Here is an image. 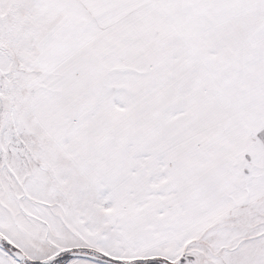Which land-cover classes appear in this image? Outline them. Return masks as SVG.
I'll list each match as a JSON object with an SVG mask.
<instances>
[{"label":"rangeland","instance_id":"obj_1","mask_svg":"<svg viewBox=\"0 0 264 264\" xmlns=\"http://www.w3.org/2000/svg\"><path fill=\"white\" fill-rule=\"evenodd\" d=\"M31 1L0 0V235L11 249L26 256L28 264H109L70 257L72 251L120 263L167 262L104 255L123 248L115 239L103 241V232L111 233V227L103 225L108 223L103 221L107 211L103 194L82 177H75L72 186L66 154L41 138L32 107L40 78L60 69L64 88L59 83L58 90L51 88V92L60 97L66 93L65 104L73 109L80 98L87 100L92 92L89 86H101L92 77L88 82L69 79L73 72H89L85 58L93 53L81 46L96 33L86 12L74 1L62 0L40 23L38 10L32 16L24 14ZM178 12L174 33L166 32L162 19L158 33L152 31L154 26H144L148 30L136 42L139 51L135 48L133 55L142 63L141 69L129 67L133 80L113 85L125 93L119 112L112 107L109 116L104 114L102 121L94 123L97 128L77 122V138L84 136L92 143L91 153L157 152L182 157L185 152L238 148L243 138H248V146L264 143V48L228 47L237 40L238 29L253 25L261 29L264 24L259 18L252 19L253 25L245 23L247 18H216L213 6L204 11L192 5L185 17L177 16ZM56 21L60 27H55ZM39 24L59 29L39 32ZM219 28L223 32L214 33ZM122 43L128 47L108 51L117 56L133 51L130 42ZM94 63L93 70L99 72L101 65ZM18 148L22 149L19 157ZM252 151L257 156L255 168L262 170L264 160L257 148ZM55 154L62 160L55 162ZM14 158L21 166L18 171L10 167ZM56 163L63 175L59 186ZM228 216L234 224L193 239L170 264H264V194L230 210ZM8 249L0 243V264H20ZM59 255L64 257L56 260Z\"/></svg>","mask_w":264,"mask_h":264},{"label":"crops","instance_id":"obj_2","mask_svg":"<svg viewBox=\"0 0 264 264\" xmlns=\"http://www.w3.org/2000/svg\"><path fill=\"white\" fill-rule=\"evenodd\" d=\"M59 1L62 0H33L24 9V14L32 16L38 10L39 22L41 19L45 21L46 17L51 16V12H48L51 6L60 7ZM67 1H74L86 12L96 33L81 46V50L89 49L90 54L93 53L91 58H85L88 59L89 72H80L79 75L73 72L69 79L78 77L88 82L94 78L101 88L86 85L92 92H89L87 100L80 98L78 107L73 109L66 105V93L60 97L51 92V88L58 90L66 81L63 75H59L60 69L40 78L32 100L38 132L44 135L41 138L46 143L55 145L61 155L66 154L65 158L71 166L72 186L75 177H82L87 185L98 188L106 199L107 203L102 198L103 208L107 210L103 221L108 223L103 225H109L111 233L103 232V241L115 239L122 243L123 251L118 248L119 252L104 255L127 259L161 258L174 263L193 239L200 236L205 238L209 231L215 234L224 225L234 224L228 216L230 210L247 206L264 194V167L262 170L255 168L254 158L257 156L252 151L257 148L260 159L264 160V143L255 141L248 146L245 143H249L248 138H243L238 148L185 152L182 157L157 152L101 155L91 153L92 143L83 140L84 136L81 140L77 138L76 128H80L77 122L81 121L82 127L97 128L94 123L102 121L104 114L109 116L112 107L114 112H119V106H124L125 93L113 85L118 86L115 82L133 80L131 76L134 72L128 71L129 67L135 71L136 66L141 69L142 63H137L133 55L135 48L139 51L136 42H140L143 32L148 30L144 26H154L152 31L158 33L162 19L166 32L174 33L176 11H180L177 16H188L185 10L188 11L192 5L204 11L208 6H213L216 18H247V25H253L256 21L252 19L259 18L264 24V0ZM238 23L242 24L243 21ZM45 24H39L37 30L58 32L59 28L48 29V24ZM60 26L56 21L55 27ZM258 28L253 25L238 29L237 40L228 47L264 48V27ZM221 32L222 28L214 30L217 34ZM124 41L131 44L129 49L133 51L129 54L124 51L117 56L108 51L124 50L128 47L122 43ZM138 51L136 55H139ZM96 53L100 56H95ZM97 61L101 65L99 72L93 70ZM134 75L136 77L137 74ZM61 87L64 88L63 85ZM134 96H137L136 92ZM76 145L84 146V149ZM21 150L17 149V157ZM58 160L62 159L55 154V162ZM55 166L59 186L62 182L59 176L63 175L58 172L60 165L56 163ZM10 167L13 171L21 168L15 158Z\"/></svg>","mask_w":264,"mask_h":264},{"label":"water","instance_id":"obj_3","mask_svg":"<svg viewBox=\"0 0 264 264\" xmlns=\"http://www.w3.org/2000/svg\"><path fill=\"white\" fill-rule=\"evenodd\" d=\"M0 243H3V237L1 235H0ZM8 251L20 264H28V260L26 256L19 250H14V249L9 248ZM69 256L70 257H84V258L93 259V260H100V258L95 255L77 252V251L70 252ZM162 264H170V263L162 262Z\"/></svg>","mask_w":264,"mask_h":264},{"label":"trees","instance_id":"obj_4","mask_svg":"<svg viewBox=\"0 0 264 264\" xmlns=\"http://www.w3.org/2000/svg\"><path fill=\"white\" fill-rule=\"evenodd\" d=\"M3 243L8 247V248H12V246L5 240H3ZM64 257V255H59L58 257H56L55 259L58 260V259H62ZM100 261H103L105 263H109V264H148L147 262H143V263H137V262H131V263H120V262H117V261H114V260H111L109 258H106V257H101L100 258ZM156 263H161V261H156Z\"/></svg>","mask_w":264,"mask_h":264}]
</instances>
